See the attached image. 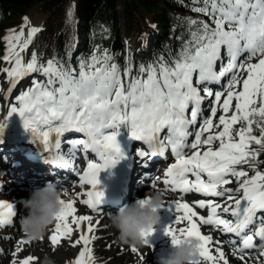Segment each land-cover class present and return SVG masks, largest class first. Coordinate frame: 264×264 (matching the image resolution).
Segmentation results:
<instances>
[{
    "label": "snow or ice",
    "instance_id": "obj_1",
    "mask_svg": "<svg viewBox=\"0 0 264 264\" xmlns=\"http://www.w3.org/2000/svg\"><path fill=\"white\" fill-rule=\"evenodd\" d=\"M182 6L207 19L189 20L190 38L183 41L178 37L183 41L179 52L159 55L147 66L141 64L138 76L132 75L131 66L121 73L119 65L112 62L114 55L106 49L78 58L75 66L71 54L67 63L55 57L42 62L36 52L25 61L23 54L43 30L29 27L25 38L24 28L30 23L27 16L19 32L10 29L3 38L5 53L0 61L10 67L0 68V75L7 77L9 94L31 74L46 78L32 79L16 97L18 103L10 107L7 117L19 115L24 129L49 152L54 134L57 155L52 162L60 168H72L77 152H84L86 167L79 181L80 187L88 185L90 190L60 201L63 208L49 236L50 243L57 246L78 233L72 247H83L72 264H95L89 245L99 238L95 232L100 221L94 226L93 216L77 214L76 205L102 213L100 173L125 158L117 140L121 125L128 126L131 137L146 145V149L136 150L137 156L166 158L170 152L174 157L162 181L166 188L158 190L162 195L184 194L163 205L175 213L173 223L164 228L173 245L181 238L197 239L203 262L229 264L221 242L202 228L234 234L237 239L229 244L241 261L247 250L257 247V239L264 243V171L260 170L264 160L259 159L264 154V0H191L190 5ZM225 77L224 87L213 91L211 86ZM208 98L212 104L204 116L203 104ZM4 128L0 121V136ZM66 133L83 136L67 141V155L61 151V137ZM89 153L98 159H88ZM249 171L254 175L249 176ZM234 183L236 187H229ZM151 187L156 189L157 185ZM192 194L220 198L221 202L204 198L185 202ZM196 208L208 209V215ZM17 216L14 203L0 200V228L14 226ZM258 221L262 226L253 231L251 226ZM154 231L144 235L145 246L150 247L148 238ZM32 242L20 239L12 255L17 256L22 245ZM213 244L221 246L213 250ZM260 255L264 256V251ZM36 259L29 255L19 264H33Z\"/></svg>",
    "mask_w": 264,
    "mask_h": 264
},
{
    "label": "trees",
    "instance_id": "obj_2",
    "mask_svg": "<svg viewBox=\"0 0 264 264\" xmlns=\"http://www.w3.org/2000/svg\"><path fill=\"white\" fill-rule=\"evenodd\" d=\"M40 4H45L44 9L49 7L50 18H58V24H49L46 30L39 32L34 48L52 49L55 58L65 63L71 54L73 66L78 58L89 56L95 49H106L114 55L112 62L117 63L121 71L138 57L136 52L148 36L152 61L169 52L175 56L182 42L190 38L189 19H182L178 14H198L182 6L190 5L191 0H0V56L4 30L13 25L17 17ZM141 9L148 13L151 26L144 20ZM78 36L81 42L76 39ZM259 159L264 160V154ZM260 169L264 171V164Z\"/></svg>",
    "mask_w": 264,
    "mask_h": 264
},
{
    "label": "rangeland",
    "instance_id": "obj_3",
    "mask_svg": "<svg viewBox=\"0 0 264 264\" xmlns=\"http://www.w3.org/2000/svg\"><path fill=\"white\" fill-rule=\"evenodd\" d=\"M42 7H45V4H40L36 7L31 8L27 12L28 15H25L29 18V21H30L29 26L24 28L25 38L27 37V32H28L29 27H32V22L30 19L31 16H34L36 14L40 15V25L38 26L40 28L43 25H44V28H47V26L49 24L52 26H56L58 24V18H54V17L49 18L50 22H47L48 12H50L49 11L50 9H49V7H47V9H44ZM118 11L120 13L122 12L121 4L118 5ZM141 13H142L144 20H146L149 23V25L151 26V23L149 22L150 17L148 15V13L142 9H141ZM25 16H22L20 18L17 17L15 23L6 28L5 34L7 35L8 30H10V29H15L17 32H19L21 29V26L24 24L23 18ZM180 16L183 17L184 19L186 18L185 16H182V15H180ZM190 18L193 20H197L196 17L191 16ZM47 23H48V25H47ZM123 23L124 22H122V20H121L122 27H123ZM36 53L42 62L47 61L50 58H53L50 53L47 54V53H45V52L43 53L41 51H36ZM23 55H24L25 61H27L31 58L32 54H29V52L27 50ZM143 63L145 66H147L148 60L144 59ZM4 65H5V67H7L6 63H4ZM5 67H3V68H5ZM132 75L138 76V75H140V73L137 70H134V71H132ZM34 78L41 79V80L46 79L45 77L40 76L39 74H32L29 77V82H31V80ZM6 81H7L6 75H0V98H2V96L4 95V91L7 88V82ZM0 101H1V99H0ZM5 104H7V103H5ZM17 174H18V172L15 175H17ZM11 175H14V171H13V173H11ZM5 180L6 179L3 178V181H4L3 183H6ZM3 183H1V184H3ZM18 183L19 182H14V184H16V185ZM153 183L154 182L152 181V184ZM70 186H73V185H70ZM229 187H236V185L234 183L233 185H229ZM5 190L0 192V200H3L5 202L11 201L12 199L7 198L9 196V193L7 192V190L6 191ZM24 194H25V197L29 196V195H27V191H25V192L22 191L23 197H24ZM28 194H29V192H28ZM217 202H221V201H217ZM27 214H28V211H27ZM98 220L100 221V219H98ZM103 221L104 220H101L100 222H103ZM259 226L260 227L262 226L261 222H260ZM51 229H52V226L49 227V230H48V232L45 235L43 240L33 241L31 244H28V245H22L21 247L23 248V251H21L15 257L12 255V253L15 251V248L17 246V242L20 239H26V237L24 236V234L21 231L20 225L13 230L0 231V264H11V261L14 259L17 261V264H19V260L26 258L29 255L38 258V259L33 261V264H40L41 260L45 256H48L54 262V264H65L66 262H69L70 264H72V261H74L75 258L77 257V252H78L79 248L83 246L81 244V245H78L76 247H72L73 241L78 238V233H74L70 239L62 240L59 245L53 246L49 241ZM96 232H97L96 236L99 238L96 239L95 241H93V243L91 244L93 252H94L93 253L94 258L96 256V261H95L96 263L97 262H103L104 264H154L152 261V256L148 253L149 251H145L143 249L138 248V250H139L138 252H132L131 248H129L128 246H121L118 243H116V236H117L116 233L115 234L114 233H103L102 227L97 228ZM205 232L208 235H212L213 238L218 237V234L216 232H214L213 230L208 229ZM4 237H11V239H4ZM223 240L226 243H228V245L232 248V246L229 244L230 240L228 239V237L223 238ZM216 241L221 242L222 240L218 239ZM222 242H221V245H222L223 251L225 252L226 258L229 261V264H247L249 262L247 255H245L244 261H241L236 256H234L232 254V250L226 244H224ZM221 245H211V247L214 250L215 247H218ZM261 252H262V250L259 248L256 251V254L258 256L260 263L264 264V256L260 255ZM141 257H143V259ZM202 264H206V262L202 261ZM207 264H211V262H207ZM220 264H223V262L221 261Z\"/></svg>",
    "mask_w": 264,
    "mask_h": 264
},
{
    "label": "clouds",
    "instance_id": "obj_4",
    "mask_svg": "<svg viewBox=\"0 0 264 264\" xmlns=\"http://www.w3.org/2000/svg\"><path fill=\"white\" fill-rule=\"evenodd\" d=\"M3 182L0 178V183ZM68 197V190L53 182L31 191L29 197L22 200L28 214L20 219L21 231L26 239L43 240L63 208L60 201ZM141 200L144 203H141ZM163 205V195L160 192H150L145 194L143 199L123 205L115 215L108 214L111 224L118 233L116 243L131 249L145 246L143 237L159 225L161 221L159 213ZM199 248V240L181 238L179 244L173 245V250L166 257L158 258L157 264H202ZM259 248L264 251V243H261ZM40 264H54V262L45 256Z\"/></svg>",
    "mask_w": 264,
    "mask_h": 264
},
{
    "label": "bare ground",
    "instance_id": "obj_5",
    "mask_svg": "<svg viewBox=\"0 0 264 264\" xmlns=\"http://www.w3.org/2000/svg\"><path fill=\"white\" fill-rule=\"evenodd\" d=\"M30 19H31V22H32V26H36V27H38L39 25H40V15H38V14H36V15H34V16H31L30 17ZM27 88V86H25L22 90H25ZM21 90V91H22ZM21 91H17L15 94H14V96L12 97V99H11V102H9V103H7V104H5L6 102H0V115L2 114H5V113H7V111L10 109V107L11 106H16L17 105V100L15 99V101H13V98H15V97H17L20 93H21ZM15 116H17V114H13V117H15ZM27 172V168H25L24 169V174ZM11 181H14V180H18V179H16L15 177L14 178H11L10 179ZM20 180V179H19ZM146 183V182H145ZM25 186H27V185H25ZM24 189V185H22V184H20V185H8V186H6V190H7V192L9 193V196L7 197L8 199L10 198H15L16 199V197H18V198H20V197H23L22 196V191H21V189ZM65 189H67L68 190V192H69V197L68 198H74L75 196H76V193H81V191H80V189H78V188H76L75 186H70V185H68ZM13 190V191H12ZM156 190V192H158V190H163V186H162V184L161 185H158L157 186V188L155 189ZM150 192H154V190L153 189H147L146 191H139L137 194H141V193H150ZM12 193V194H11ZM11 194V195H10ZM14 199V200H15ZM14 200H12L11 202H13ZM7 202V201H6ZM9 202V201H8ZM76 207H77V214H87V215H91V214H89L88 212H87V210L84 208V207H82V205L81 204H79V203H77V205H76ZM93 216V215H92ZM100 216H96V215H94L93 216V224H94V226H95V220H98V219H100L99 218ZM186 223V222H185ZM181 226H183V225H181ZM100 227H102V231H103V233H117V230L113 227V225L111 224V220H106V222H103V223H100V225H99V227L98 228H100ZM108 231V232H107ZM203 231V230H202ZM97 234V232H95V235ZM89 247H91L92 248V246L91 245H89ZM145 250H147V249H145ZM94 253V252H93Z\"/></svg>",
    "mask_w": 264,
    "mask_h": 264
}]
</instances>
